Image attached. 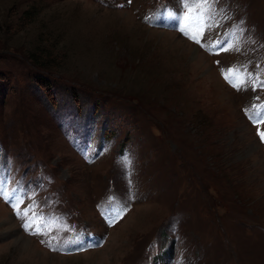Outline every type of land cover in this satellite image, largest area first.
Returning <instances> with one entry per match:
<instances>
[{"label": "rangeland", "instance_id": "rangeland-1", "mask_svg": "<svg viewBox=\"0 0 264 264\" xmlns=\"http://www.w3.org/2000/svg\"><path fill=\"white\" fill-rule=\"evenodd\" d=\"M201 3L0 0V264H264V0Z\"/></svg>", "mask_w": 264, "mask_h": 264}, {"label": "snow or ice", "instance_id": "snow-or-ice-1", "mask_svg": "<svg viewBox=\"0 0 264 264\" xmlns=\"http://www.w3.org/2000/svg\"><path fill=\"white\" fill-rule=\"evenodd\" d=\"M206 3H207V0H203V3L196 4L195 7H192L190 5H186V7H187V15H184L183 19L186 20V21L194 19L196 21V24H197V32L196 33H190L188 31H186V27H181L180 28L181 32H184L186 35H192V38L196 39L198 43H199L198 37L203 32V30H204V28L206 26V22L203 20L204 13L199 11V9H202L204 4H206ZM193 12L196 13L195 16H193ZM217 43H219V41H217ZM231 47H232V45H229V48H231ZM224 50H228V49H224ZM238 71H239L238 69H231L229 71V73H226V78H228L229 75L236 74ZM242 83H243V80H237V82L234 84V86L235 87H239L240 84H242ZM253 122L256 123V124L264 123V118H262L260 116H257L253 120ZM258 135L260 136L261 140H264V130L258 129ZM13 207L18 209L17 214L19 215L20 214V212H19V202L14 204ZM28 211H29L28 209H25L23 214L25 216H27L28 215ZM33 225H36V231H35L34 234L42 232V229L40 227V220L39 219H34L31 223H26L24 225V227L26 229H28V228H31ZM56 250H57L56 248H53V251H56Z\"/></svg>", "mask_w": 264, "mask_h": 264}, {"label": "trees", "instance_id": "trees-1", "mask_svg": "<svg viewBox=\"0 0 264 264\" xmlns=\"http://www.w3.org/2000/svg\"><path fill=\"white\" fill-rule=\"evenodd\" d=\"M29 13H30V10H26V11L24 12L25 15H27V14H29ZM43 52H44V51H41V52H40V55H39L38 53H36V52L32 54V57L35 58L36 60L32 59L31 56H30V58H31V61H32L33 64H36V65L40 66L41 68H46V67L49 65V61L47 60V57H48L47 55H45V56L42 55ZM38 55H39L41 58H42V56H43V58L45 57L46 60H43V61L39 60V59H38ZM45 58H44V59H45ZM40 81H43V82H44L43 79H40ZM46 83H47V82H46Z\"/></svg>", "mask_w": 264, "mask_h": 264}]
</instances>
